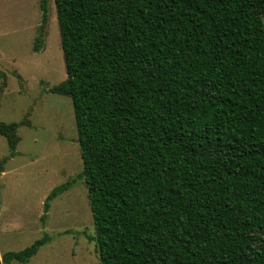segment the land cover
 <instances>
[{
  "label": "trees",
  "instance_id": "16d2710c",
  "mask_svg": "<svg viewBox=\"0 0 264 264\" xmlns=\"http://www.w3.org/2000/svg\"><path fill=\"white\" fill-rule=\"evenodd\" d=\"M52 2L99 263L264 264V0Z\"/></svg>",
  "mask_w": 264,
  "mask_h": 264
},
{
  "label": "rangeland",
  "instance_id": "374dc122",
  "mask_svg": "<svg viewBox=\"0 0 264 264\" xmlns=\"http://www.w3.org/2000/svg\"><path fill=\"white\" fill-rule=\"evenodd\" d=\"M38 3L0 0V122L28 123L16 128L15 155L1 163L0 256L44 236L26 263L9 264H100L86 190L77 177L81 159L70 100L47 91L65 78L52 0L38 50L33 48L41 26ZM7 154L0 135V160ZM66 182L44 208L50 191Z\"/></svg>",
  "mask_w": 264,
  "mask_h": 264
}]
</instances>
